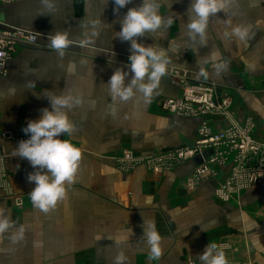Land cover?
Listing matches in <instances>:
<instances>
[{
    "label": "crops",
    "instance_id": "1",
    "mask_svg": "<svg viewBox=\"0 0 264 264\" xmlns=\"http://www.w3.org/2000/svg\"><path fill=\"white\" fill-rule=\"evenodd\" d=\"M54 2L51 13L41 0L0 2V22L38 35L35 45L16 48L7 72L0 74V120L9 128H25L40 117L41 109H50L45 94L70 89L84 104L68 112L75 124L72 136L60 138L71 139L82 159L64 200L44 214L32 206L28 195L35 184L27 177L35 169L13 155L20 140L1 142L14 196L0 189V205L6 207L17 228L24 225L26 232L19 243H11V233H5L0 264H112L121 250L112 238L128 237L130 229L133 235L122 245L127 264H187L188 257L202 264L199 254L208 243L224 248L228 264H264V183L225 201L216 197L215 188L229 174V161L216 166L215 174L196 186L186 183L194 161L161 174L144 165L125 172L115 164L114 157L125 149L146 153L190 145L202 121L162 108L163 98L182 93L169 72L148 102L139 93L126 103L113 101L109 95L106 83L117 68L128 71L131 54L129 42H121L115 33L128 8L139 6L142 0H132L118 14L113 11L114 0L106 4L105 0ZM159 4L160 14L172 16L174 23L145 34L138 42L166 49L169 66L188 69L194 80L202 79H196V60L219 51L230 67L216 75L207 65L209 78L221 96L230 98L231 111L239 122L254 121L253 136L264 143V0H233L227 14L211 17L205 47L187 36L191 0H159ZM227 19L232 24L251 25L246 46L234 38L224 39ZM56 30L69 31L74 41L63 59L49 46L48 36ZM93 30L99 35L82 45L85 32ZM70 61L77 67L69 77ZM205 118L214 131L224 126L221 118ZM144 219H154L162 236L159 261L148 259L142 238Z\"/></svg>",
    "mask_w": 264,
    "mask_h": 264
},
{
    "label": "clouds",
    "instance_id": "2",
    "mask_svg": "<svg viewBox=\"0 0 264 264\" xmlns=\"http://www.w3.org/2000/svg\"><path fill=\"white\" fill-rule=\"evenodd\" d=\"M233 0H191L187 10V36L201 47L207 46V35L210 18L218 13L227 14ZM42 5L49 13L55 10L54 0H41ZM107 0H105V4ZM132 0H114V13L131 4ZM159 0H142L139 6L128 8L120 21L121 29L115 33V37L121 42H129L130 55L127 68H117L109 81L108 92L113 101L128 102L139 93L145 102L150 101L154 93L160 88L162 79L168 73L171 58L168 51L154 45H144L138 39L145 34L158 32L162 27H170L174 23L172 16L164 17L159 12ZM41 15H45L41 13ZM225 40L234 38L237 43L245 46L250 39L251 25L232 24L231 19L224 21ZM230 29V31H229ZM99 33L85 32L82 45L92 42L93 37ZM49 46L63 59L68 48L74 43L69 31H55L48 36ZM85 61H81L83 65ZM196 79H207L210 75L207 65H211V71L216 75L226 73L230 67V61L222 58L219 51H211L206 57L196 60ZM248 64L247 61H245ZM254 67V65H248ZM76 63L70 61L67 67V76H72L76 71ZM127 81V82H126ZM50 92V91H47ZM50 103L48 107L41 109L38 119L30 120L23 129L29 138L20 140L13 150V155L26 159L35 169L29 173L27 179L33 182L35 187L28 194L32 206L44 214L55 210L58 202L63 201L67 195V188L75 179L80 161L81 150L73 144L71 137L75 124L69 118L68 112L84 104L80 96L73 95L71 90L62 91L60 94L52 92L45 94ZM143 239L146 240L148 259L159 261L163 255L162 236L156 228L154 219H144ZM14 230V231H13ZM10 234L11 243H19L25 239L26 228L11 219L5 206L0 205V243L5 233ZM133 235L130 229L128 237ZM128 237H113L114 245L121 249L113 257L112 264H127L122 245ZM99 238V237H98ZM202 264H228L226 252L222 246L216 243H208L204 251L199 254Z\"/></svg>",
    "mask_w": 264,
    "mask_h": 264
},
{
    "label": "built area",
    "instance_id": "3",
    "mask_svg": "<svg viewBox=\"0 0 264 264\" xmlns=\"http://www.w3.org/2000/svg\"><path fill=\"white\" fill-rule=\"evenodd\" d=\"M13 0H0L9 3ZM36 32L24 27L0 22V74L7 72V64L19 46H33L37 43ZM169 75L181 87L179 96L165 97L162 108L168 112L186 117L202 118L197 129V138L190 145L139 154L131 149L123 150L115 156L116 166L131 172L140 165L154 173L174 169L197 155L212 149L199 164H194L187 185L196 186L200 181L215 174V167L230 162L227 177L215 188L216 197L229 200L244 190L257 188L264 183V143L253 136L255 123L248 118L244 123L237 120L231 111L230 98L221 96L214 80H194L188 69L169 66ZM212 116L224 120V126L214 131L205 117ZM22 127L9 128L0 120V189L10 197L14 196L5 168V155L1 150L3 140H22L29 138ZM18 204L21 200L15 199ZM187 264H198L194 257L187 258Z\"/></svg>",
    "mask_w": 264,
    "mask_h": 264
},
{
    "label": "water",
    "instance_id": "4",
    "mask_svg": "<svg viewBox=\"0 0 264 264\" xmlns=\"http://www.w3.org/2000/svg\"><path fill=\"white\" fill-rule=\"evenodd\" d=\"M210 153H212V149L204 151L202 155L195 156L193 159L194 163L195 164L201 163L203 159L206 158Z\"/></svg>",
    "mask_w": 264,
    "mask_h": 264
},
{
    "label": "rangeland",
    "instance_id": "5",
    "mask_svg": "<svg viewBox=\"0 0 264 264\" xmlns=\"http://www.w3.org/2000/svg\"><path fill=\"white\" fill-rule=\"evenodd\" d=\"M136 153H139V154H143V153H141V152H136ZM147 154L148 153H150V152H146ZM115 160V159H114ZM115 164H116V162H115ZM165 172V171H164ZM158 174V173H157ZM161 174V173H160Z\"/></svg>",
    "mask_w": 264,
    "mask_h": 264
}]
</instances>
